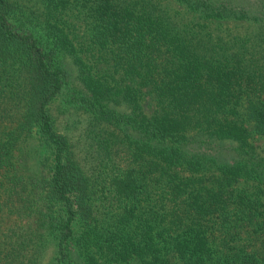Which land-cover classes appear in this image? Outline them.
I'll use <instances>...</instances> for the list:
<instances>
[{
	"label": "trees",
	"instance_id": "obj_1",
	"mask_svg": "<svg viewBox=\"0 0 264 264\" xmlns=\"http://www.w3.org/2000/svg\"><path fill=\"white\" fill-rule=\"evenodd\" d=\"M254 135L264 0H0V264H264Z\"/></svg>",
	"mask_w": 264,
	"mask_h": 264
},
{
	"label": "rangeland",
	"instance_id": "obj_2",
	"mask_svg": "<svg viewBox=\"0 0 264 264\" xmlns=\"http://www.w3.org/2000/svg\"><path fill=\"white\" fill-rule=\"evenodd\" d=\"M176 8H180L179 6H175ZM230 26H233V29L229 28L230 30H233L234 32H238L235 29H239L242 32L244 29V26L240 25V24H233V23H228ZM72 25L73 26V33L69 34V44H73L75 46V48L77 49L78 53L81 56H85L83 54V52L87 53L86 51L88 50L89 47H83L81 48V46L79 45V43H87V36H86V27L82 24V21L80 20H73L72 21ZM224 26H227L226 23L224 24ZM88 57V56H87ZM102 69L106 68V65H103L101 67ZM70 97H71V87L70 84L66 85L63 94H61V96L55 101V103L52 105L51 107V113L53 115L54 118H56V120H60L63 116H65L67 113H62L63 110L65 108H67L71 103L70 101ZM155 101L152 97H150L149 95L145 97V102H144V109L146 112H151L154 109V104ZM245 124V126H247L248 128H250V124L247 122H243ZM79 127L81 126L80 124H78ZM79 129V128H78ZM74 130L73 131V140H80V129L78 130ZM252 143L257 146L258 150L261 151L264 154V138L254 135V137L252 138V136L250 137ZM82 143V142H81ZM81 143L76 146L77 150L79 151L81 149ZM94 188L95 191L92 193V204H93V208H94V212L96 215V221H103L104 217H107V214H109L110 209H111V203L105 199V197L103 195H100V191H99V183L98 180H95L94 183ZM112 208L116 207V203H112Z\"/></svg>",
	"mask_w": 264,
	"mask_h": 264
}]
</instances>
